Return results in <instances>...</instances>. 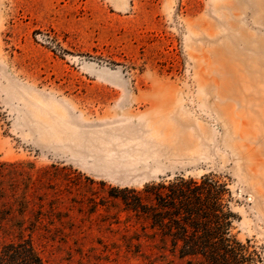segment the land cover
I'll list each match as a JSON object with an SVG mask.
<instances>
[{
	"label": "rangeland",
	"instance_id": "1",
	"mask_svg": "<svg viewBox=\"0 0 264 264\" xmlns=\"http://www.w3.org/2000/svg\"><path fill=\"white\" fill-rule=\"evenodd\" d=\"M204 175L264 264V0H0V243L185 264L109 194Z\"/></svg>",
	"mask_w": 264,
	"mask_h": 264
},
{
	"label": "trees",
	"instance_id": "2",
	"mask_svg": "<svg viewBox=\"0 0 264 264\" xmlns=\"http://www.w3.org/2000/svg\"><path fill=\"white\" fill-rule=\"evenodd\" d=\"M109 197L125 214L124 222L137 225L140 236L162 258L185 264H262L260 254L248 242L243 244L231 234L235 216L229 190L210 175L176 176L146 184L141 190L114 189ZM0 264L44 262L30 239L19 238L0 243Z\"/></svg>",
	"mask_w": 264,
	"mask_h": 264
},
{
	"label": "crops",
	"instance_id": "3",
	"mask_svg": "<svg viewBox=\"0 0 264 264\" xmlns=\"http://www.w3.org/2000/svg\"><path fill=\"white\" fill-rule=\"evenodd\" d=\"M141 157V156H140ZM150 158H152V157H150ZM143 159L142 158H137V160H135V163H138V162H140V161H142ZM146 160V159H145ZM144 160V161H145ZM138 164H140V163H138Z\"/></svg>",
	"mask_w": 264,
	"mask_h": 264
}]
</instances>
